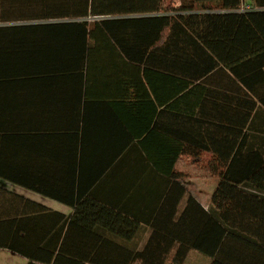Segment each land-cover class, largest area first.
<instances>
[{"label": "trees", "instance_id": "obj_1", "mask_svg": "<svg viewBox=\"0 0 264 264\" xmlns=\"http://www.w3.org/2000/svg\"><path fill=\"white\" fill-rule=\"evenodd\" d=\"M93 66L131 73L139 99L166 78L165 113L176 112L178 126L167 128L164 157L151 161L178 181L215 179L212 211L189 196L202 212L197 224L182 217L178 238L153 232L134 253L93 233L110 229L109 208L79 216L76 206L66 222L40 207L35 240L27 223L10 220L4 247L46 264H183L190 249L211 264H264V0H0V72ZM184 195L178 183V203ZM77 228L85 249L73 240Z\"/></svg>", "mask_w": 264, "mask_h": 264}, {"label": "crops", "instance_id": "obj_2", "mask_svg": "<svg viewBox=\"0 0 264 264\" xmlns=\"http://www.w3.org/2000/svg\"><path fill=\"white\" fill-rule=\"evenodd\" d=\"M93 67L83 74L0 72V264H46L4 247L13 240L10 220L27 223L35 240L40 207L54 214L52 220L61 215L66 222L76 206L79 216L109 208L110 229L95 225L93 233L134 253L153 232L178 238L182 217L191 228L197 224L202 212L188 204L189 196L212 211L215 184L178 181L151 161L164 157L167 128L178 126L176 112L165 113L166 78L157 76V88L141 91L139 99L131 73ZM178 183L185 190L179 203ZM73 237L85 249L80 228ZM188 262L211 264L212 258L190 249L183 264Z\"/></svg>", "mask_w": 264, "mask_h": 264}, {"label": "rangeland", "instance_id": "obj_3", "mask_svg": "<svg viewBox=\"0 0 264 264\" xmlns=\"http://www.w3.org/2000/svg\"><path fill=\"white\" fill-rule=\"evenodd\" d=\"M167 3H174L175 5L178 4V0H166ZM184 161V162H183ZM186 162V163H185ZM187 163L188 161L186 159H183V160H180V162L178 163V168L179 169H183L185 170L186 166H187ZM190 179H196V178H190ZM201 180V179H200ZM209 186H211V184H215L216 180L215 179H212V178H208V179H205ZM186 264H191L190 262L186 263Z\"/></svg>", "mask_w": 264, "mask_h": 264}, {"label": "built area", "instance_id": "obj_4", "mask_svg": "<svg viewBox=\"0 0 264 264\" xmlns=\"http://www.w3.org/2000/svg\"><path fill=\"white\" fill-rule=\"evenodd\" d=\"M241 10L243 9H248V6L242 5V7L240 8Z\"/></svg>", "mask_w": 264, "mask_h": 264}]
</instances>
